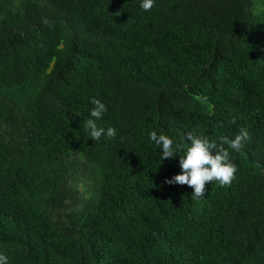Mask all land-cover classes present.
<instances>
[{
    "label": "trees",
    "instance_id": "1",
    "mask_svg": "<svg viewBox=\"0 0 264 264\" xmlns=\"http://www.w3.org/2000/svg\"><path fill=\"white\" fill-rule=\"evenodd\" d=\"M140 3L0 0L9 264H264V0ZM92 98L107 107L99 141L83 127ZM241 128L230 186L193 200L166 183L183 153L162 160L151 131L175 148Z\"/></svg>",
    "mask_w": 264,
    "mask_h": 264
},
{
    "label": "clouds",
    "instance_id": "2",
    "mask_svg": "<svg viewBox=\"0 0 264 264\" xmlns=\"http://www.w3.org/2000/svg\"><path fill=\"white\" fill-rule=\"evenodd\" d=\"M154 5L155 0H141L140 3V7L144 11H150ZM43 23L48 24L49 21L45 18ZM90 102L94 105L90 112L91 118L83 123V127L88 130L91 140L99 141L105 135V129L98 127L96 121L102 119L107 112V107L100 99L92 98ZM232 123H235V120ZM217 126L223 127V123ZM106 135L109 138H115L116 129L108 127ZM248 139L249 132L246 128H241L234 138L219 137V143L206 136L188 133L184 140L190 143L185 145L182 141L174 148V141L170 137L163 134L158 136L156 131L150 133V140L162 148V160L175 158L177 152L183 153L179 155L182 173L167 180L166 183L187 185L192 188L194 190L191 195L193 200L204 197L206 185L209 183L215 182L221 187L231 185L238 169L231 161L228 149L240 152ZM214 152L215 154H213ZM0 264H9L8 257L3 253H0Z\"/></svg>",
    "mask_w": 264,
    "mask_h": 264
}]
</instances>
